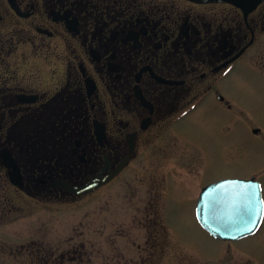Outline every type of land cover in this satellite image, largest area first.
Instances as JSON below:
<instances>
[{"label":"flooded vegetation","instance_id":"obj_1","mask_svg":"<svg viewBox=\"0 0 264 264\" xmlns=\"http://www.w3.org/2000/svg\"><path fill=\"white\" fill-rule=\"evenodd\" d=\"M24 44L59 71L10 73ZM263 68L264 0H0V190L70 202L141 176L152 207L168 192L197 191V202L209 181L178 182L160 162L211 158L214 136L229 144L245 107L234 77ZM262 220L217 239L237 246Z\"/></svg>","mask_w":264,"mask_h":264},{"label":"rangeland","instance_id":"obj_2","mask_svg":"<svg viewBox=\"0 0 264 264\" xmlns=\"http://www.w3.org/2000/svg\"><path fill=\"white\" fill-rule=\"evenodd\" d=\"M54 58L45 53L34 55L24 44L11 59L10 73L59 71ZM262 71H241L234 77L233 93L245 107L234 113L229 144H221L227 140L214 136L211 158L187 155L182 162L167 161L164 167L160 162L159 167L178 175V182L181 178L190 182L199 174L202 186L208 181L257 176L264 193ZM244 121L250 123L249 130L244 131ZM242 140L247 144L238 143ZM190 148L186 153H193ZM139 178L123 177L70 202H37L14 190L5 194L0 190V264H264V223L259 233L232 247L200 224L197 191L180 192L181 201L174 200L172 192L161 193L152 207V193L146 192Z\"/></svg>","mask_w":264,"mask_h":264},{"label":"water","instance_id":"obj_3","mask_svg":"<svg viewBox=\"0 0 264 264\" xmlns=\"http://www.w3.org/2000/svg\"><path fill=\"white\" fill-rule=\"evenodd\" d=\"M225 1L241 5L245 0ZM259 1L249 0L253 5ZM109 178L96 179L74 192L86 194L107 182ZM197 216L203 227L218 238L236 240L254 233L264 216L261 183L253 177L227 178L207 185L200 194Z\"/></svg>","mask_w":264,"mask_h":264}]
</instances>
